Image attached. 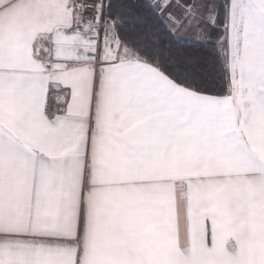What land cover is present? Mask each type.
<instances>
[{
    "label": "snow or ice",
    "instance_id": "1",
    "mask_svg": "<svg viewBox=\"0 0 264 264\" xmlns=\"http://www.w3.org/2000/svg\"><path fill=\"white\" fill-rule=\"evenodd\" d=\"M0 264H264V0H0Z\"/></svg>",
    "mask_w": 264,
    "mask_h": 264
}]
</instances>
